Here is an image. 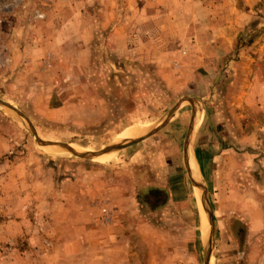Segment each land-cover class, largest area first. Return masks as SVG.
Listing matches in <instances>:
<instances>
[{
	"label": "rangeland",
	"instance_id": "374dc122",
	"mask_svg": "<svg viewBox=\"0 0 264 264\" xmlns=\"http://www.w3.org/2000/svg\"><path fill=\"white\" fill-rule=\"evenodd\" d=\"M123 1L122 10L108 11L106 0H0V101L19 113L0 104V264H34L38 248L50 252L55 243L97 245L103 232L108 245L131 239L140 259L155 248V256L162 253L159 243L178 246L185 237L187 258L195 259L202 239L197 190L183 168H174L164 126L107 162L42 145L33 133L75 151H98L133 128L153 131L176 103L169 120L179 107L211 98L224 110L219 169L206 190L214 217L211 260L264 264V217L247 225L231 213L244 201L247 215L250 193L264 206V113L232 98L243 64L264 65V0H200L197 8L192 0H150L147 10L145 0L134 10ZM115 12L116 21H105ZM132 15L141 21H130ZM116 29L121 39L114 43ZM131 34L142 58L114 51L126 52ZM196 42L202 47L195 50ZM131 125L138 126L124 130ZM134 152L140 158L131 161ZM182 179L185 187H178ZM169 186L186 199L183 232L158 207Z\"/></svg>",
	"mask_w": 264,
	"mask_h": 264
},
{
	"label": "crops",
	"instance_id": "0c3cea01",
	"mask_svg": "<svg viewBox=\"0 0 264 264\" xmlns=\"http://www.w3.org/2000/svg\"><path fill=\"white\" fill-rule=\"evenodd\" d=\"M102 1V0H101ZM127 4L126 9H135L138 7L139 0H125ZM150 0H145L141 9L147 10L150 8ZM158 4L163 3H170L169 0H158ZM186 3V0H184ZM183 2V3H184ZM105 9L108 11H118L119 9H123V0H106ZM194 8L201 7L203 2L200 0H192ZM231 3V2H230ZM187 4V3H186ZM232 5V3H231ZM207 9V7H206ZM208 9H211L209 7ZM117 12L114 13V18L111 19L110 16H106L105 21H116ZM241 16L236 17L234 21H238ZM130 21H141L136 16H131ZM194 21H198L195 19ZM220 21V20H218ZM222 21V20H221ZM228 21V20H227ZM229 21H232L229 19ZM122 24V23H121ZM114 26H117L114 25ZM115 34L111 36L110 40L116 43L119 39H121V35H118L117 29L114 30ZM130 37V38H129ZM133 34L128 36V45L123 50V47L120 46L118 48L115 46V53L116 55L123 56L124 54H128L131 56H137V58H142L140 53L142 54V50L138 46L137 42H134ZM197 44V42H196ZM194 45L195 50L202 45ZM122 48V49H121ZM195 55L199 57H205L206 55H201L200 53ZM194 55V57H196ZM211 56H215L217 59V55L212 54ZM264 64V61L262 62ZM254 67H249L248 63H244L242 68L236 74L237 77L235 81L240 82L241 79V88L236 89L232 93L233 104L235 106L245 107L246 105L255 106L259 112L264 113V65H260L259 68L254 69ZM195 74L197 69L195 68ZM237 72V71H236ZM218 73H215V75ZM225 75L220 74V76L216 77L217 81H220ZM241 76V78H240ZM197 80V76L195 78ZM226 98H230V95H226ZM229 104V102L227 103ZM224 113V110L221 108L219 104L211 98L210 102L201 100L199 101V105L197 106L196 103L189 104V109H183V107H179L177 112L175 113L174 117L171 118L163 127L165 132H169V136L167 137L171 144L172 154L173 157L172 162H174V168L177 171H181L183 168L185 170L186 176L190 181L191 187H194L190 176L187 172V167L191 170L193 178L200 179L204 187L207 191H210L214 188V178L216 169L218 170V158L219 155L223 151V146L221 141L218 137L217 133V126L219 125V121L221 118V114ZM196 119L197 123L195 126L192 127L193 119ZM194 119V120H195ZM138 126V125H131L126 127L124 130L128 129L129 127ZM144 127H137L133 128L132 130H145ZM124 130H122L117 137H119ZM148 130V129H147ZM144 136V135H143ZM141 136V137H143ZM140 138V137H138ZM137 139V138H134ZM133 139L120 141L114 144L121 145ZM113 145V144H111ZM128 148V147H127ZM132 148V147H131ZM129 150V149H128ZM109 155V154H108ZM112 153L109 156V160L112 157ZM131 161L137 160L140 158V152L132 153ZM188 157V160H187ZM108 158V156H107ZM180 160V161H179ZM188 161V163H187ZM107 162V159H106ZM181 162V163H180ZM181 166V167H180ZM185 178V179H187ZM177 184V183H176ZM178 187H185V181L178 182ZM197 190V188H195ZM239 190V189H238ZM238 190H235V194L238 197H242V193ZM166 192V197L163 202L159 204L158 207L164 208L161 211H164L163 216L174 219L175 222L178 224V229L180 232H183L184 226L182 225L184 221H187V217L190 215L187 211V204L185 198H176L173 194H171V187L169 186V193ZM174 192V190L172 191ZM252 194H247V199L251 200L253 206H249V210L246 212L243 211L244 201L239 203L240 206L233 205L232 207V217L239 218L242 221H245L247 225H253L254 223L259 222L261 223L262 216L264 217V206L261 204L259 200H256ZM194 199H196L197 203L199 204L200 208V223H199V232L201 238L204 240L208 237L209 230L206 220V212L202 203V193L197 190L196 194H193ZM242 204V205H241ZM174 207V208H173ZM159 208L155 211L158 212ZM172 210V211H171ZM202 217L204 222H202ZM202 223H205L206 226H203ZM133 229V227H128V230ZM139 228V227H137ZM136 229V228H134ZM142 231L148 234V226L140 227ZM249 229H252L249 226ZM138 230V229H137ZM179 232V234H180ZM103 239L104 241H100L99 244H90L85 241H81L80 239L76 240V242L62 243L61 245H56V243L51 246L50 252L45 248L39 247L38 248V255H36V262L34 264H204L203 263V241L201 239V245L198 252H195V259L187 258V244L185 237H183L184 242H179L178 246H175L168 242L159 243L158 245L161 246L162 253H158L155 256V250L159 248L153 249L150 255H146L144 258H139L138 253L134 252V247L132 246L131 239H128L125 245L119 247L117 245H108L106 244L107 240V232H103ZM184 234V233H183ZM251 234V233H250ZM195 249V248H194ZM46 252V253H45ZM49 254V255H48ZM61 254L64 256L60 257ZM44 255V257H43ZM199 259V260H198ZM200 261V262H199ZM209 264H215L214 261L210 260Z\"/></svg>",
	"mask_w": 264,
	"mask_h": 264
},
{
	"label": "water",
	"instance_id": "95a60500",
	"mask_svg": "<svg viewBox=\"0 0 264 264\" xmlns=\"http://www.w3.org/2000/svg\"><path fill=\"white\" fill-rule=\"evenodd\" d=\"M1 105H4L6 107H8L9 109H11L15 114L19 115L18 111H16L14 108H12L10 105H8L7 103H4L2 101H0ZM178 104L176 103L166 114V119L163 120L156 129H154L153 131L148 132L146 135H144L143 137L137 138V139H133L130 141H127L126 143H123L121 145H116V146H109L106 147L104 149L98 150V151H87V150H82V151H75V150H70L68 149V147H66L64 144H60V143H56V142H52V141H43L41 139L38 138V136H36L35 133H33V136L35 137V139L43 144L46 145H51L54 147H60L62 148L64 151H68L69 153L76 155V156H80V157H88V156H96V155H105V154H109V153H115L117 151H120L122 149H125L127 147H130L132 145L137 144L138 142L144 140L145 138H147L148 136L152 135L155 131H157L159 128L163 127L167 121L170 119V117L172 116V114L174 113V111L177 109ZM195 119V117H194ZM191 122L192 123V127L195 126L196 124V119ZM187 172L188 175L190 176V179L194 185L195 188H197V190H199L202 193V198L203 201L205 203V205L207 206V216L209 218L210 221V231L208 234V237L204 239L203 241V263L204 264H208V255H209V248H210V240L212 237V233H213V229H214V217H213V213H212V209H211V205L208 199V195L206 192V189L204 187V185L202 184V182L200 181V179L198 178L197 183H194L193 179L191 178V173L189 171V168L187 167Z\"/></svg>",
	"mask_w": 264,
	"mask_h": 264
},
{
	"label": "bare ground",
	"instance_id": "6f19581e",
	"mask_svg": "<svg viewBox=\"0 0 264 264\" xmlns=\"http://www.w3.org/2000/svg\"><path fill=\"white\" fill-rule=\"evenodd\" d=\"M180 104V103H179ZM144 127V126H143ZM149 130L150 129H145V130H131V132H129V134H127V135H123V136H121V137H119L116 141H114L112 144V146H116L117 144H114V143H117V142H120V141H125V140H129V139H134V138H138V137H141V136H143V135H146L148 132H149ZM40 144H42V143H40ZM42 145H44V144H42ZM111 146V145H110ZM67 147V146H66ZM68 148L70 149V150H74V148L73 147H71V146H69L68 145ZM79 151V150H78ZM110 154L111 153H109V155L108 154H105V155H103V157H101L98 161H105L106 159H107V161H108V159H109V156H110ZM107 156H108V158H107ZM91 158L92 159H94V160H97V159H95L94 157H92L91 156ZM187 160H188V157H187ZM187 163H188V161H187ZM188 168H189V165H188ZM189 171H190V173H191V170H190V168H189ZM191 178L193 179V181H194V183H197V179H195V178H193V176H192V173H191ZM202 203H203V206H204V209H205V212H206V220H207V225H208V230L210 231V221H209V218H208V216H207V210H206V205H205V203H204V201H203V198H202ZM210 260H211V249L209 248V255H208V264H209V262H210Z\"/></svg>",
	"mask_w": 264,
	"mask_h": 264
}]
</instances>
